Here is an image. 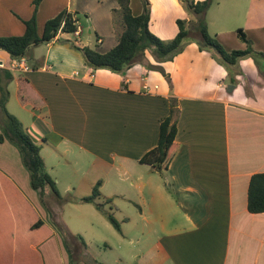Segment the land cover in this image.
<instances>
[{
	"label": "crops",
	"instance_id": "0c3cea01",
	"mask_svg": "<svg viewBox=\"0 0 264 264\" xmlns=\"http://www.w3.org/2000/svg\"><path fill=\"white\" fill-rule=\"evenodd\" d=\"M148 2L150 30L176 36L181 0ZM118 6L119 0H42L40 33L67 8L86 15L96 43L81 38V27L78 37L61 33V41L30 48V70L3 68L13 75L6 107L40 145L61 199L50 187L43 197L20 147L0 142V264H264V212L248 210L250 179L264 172V60L239 62L232 90L230 69L196 42L161 63L165 73L142 62L124 72L93 69L71 41L110 50L118 43ZM130 6L139 15L144 0ZM34 8V0H0V36L22 35ZM159 12L167 24H154ZM206 20L227 50L245 46L234 32L242 26L264 59V0H214ZM145 57L158 63L150 51ZM0 59L12 62L3 50ZM172 107L178 150L162 174L140 159L158 144ZM100 180L98 201L110 198L119 237L93 203L80 201ZM70 234L97 243L95 254L88 244L75 250ZM112 244L113 259L106 253Z\"/></svg>",
	"mask_w": 264,
	"mask_h": 264
},
{
	"label": "trees",
	"instance_id": "16d2710c",
	"mask_svg": "<svg viewBox=\"0 0 264 264\" xmlns=\"http://www.w3.org/2000/svg\"><path fill=\"white\" fill-rule=\"evenodd\" d=\"M41 1L34 0V14L31 19L25 21L26 29L22 35L0 36V50L7 52L12 60L20 56H27L30 48L34 46L61 41L59 34L74 33L79 26L77 16L79 12H72L64 8L45 22L43 32L40 33L36 12ZM181 2L194 14V19H178V32L170 40H163L150 30L151 7L148 0H144V10L139 15L133 14L130 0H119V6L112 9V23L118 37V43L114 47L106 52H100L89 45H79L76 40L71 41L72 46L82 53L85 63L93 69L105 67L114 72H124L133 64L142 62L148 69H157L165 73L161 63L182 52L188 42H196L201 50L212 52L221 63L230 69V80L232 83H236L234 67L238 66L239 59L253 53L260 55L263 53L254 49L251 39L242 28L237 30V34L241 40L248 44L246 49L227 50L216 36L210 34L206 13L214 0H181ZM146 51L152 53L157 64L145 62ZM256 60L259 63L258 58ZM12 78L10 70H0V124L3 125L4 130L3 133H0V142L6 138L15 142L20 147L24 162L31 171L33 187L39 189L43 197L46 194V188L50 187L59 201L61 194L55 180L47 172L40 145L32 140L21 121L6 107L10 95L8 82ZM176 112V108L172 107L171 114L160 122L158 144L140 159L141 163L151 165L162 174L178 150ZM101 183V180L98 181L92 194L81 198L80 201L93 203L120 231V221L112 211L105 207L106 203L111 202L110 198L106 202L98 201ZM248 210L252 213L264 212V172L253 174L250 179ZM41 223L38 221L33 227H38ZM74 239L75 250L84 246L85 242L81 236H76ZM71 264L79 263L73 260Z\"/></svg>",
	"mask_w": 264,
	"mask_h": 264
},
{
	"label": "rangeland",
	"instance_id": "374dc122",
	"mask_svg": "<svg viewBox=\"0 0 264 264\" xmlns=\"http://www.w3.org/2000/svg\"><path fill=\"white\" fill-rule=\"evenodd\" d=\"M151 7V6H150ZM212 8H214V7H212ZM181 10H182V12H183V14H182V16H180L179 17V19H186V20H193L194 19V14L188 9V7H186L185 5H181ZM151 12H152V8H151ZM160 13V14H159ZM158 13V15L156 16V19H155V21H153L154 22V24L156 25V26H159V25H161V23L162 24H167L168 23V16H167V14L166 13H161V12H159ZM77 16H78V18H79V21H78V24H79V26L78 27H82L83 28V35L81 36V38H84V39H88V35H91V39H92V42L93 43H96V40L98 39L97 38V36H96V33L95 32H93V33H89V26H88V24H87V22H86V15L85 14H83V13H78L77 14ZM188 17H190V18H188ZM156 22V23H155ZM239 23H243V22H239ZM239 28H242V29H244L242 26L241 27H239ZM238 28V29H239ZM238 29H235V31L234 32H236L237 33V30ZM74 34V33H73ZM75 35V34H74ZM76 36V35H75ZM160 37V36H159ZM175 36H173V37H171V38H162V37H160L161 39H163V40H170V39H172V38H174ZM241 40V39H240ZM242 42H244L243 40H241ZM245 43V46L243 47V48H240V49H246L247 48V46H248V44L246 43V42H244ZM258 58V61H262V60H264L262 57H261V55L260 54H252V55H248V56H244V57H242V58H240L239 59V61L238 62H241V61H243V60H251V62H255V63H257V59ZM240 67V66H239ZM232 82H231V80H230V77L228 78V84H230V85H232L231 84ZM106 202V201H105ZM122 203V202H121ZM123 205V204H122ZM105 207H106V209H108V210H110V211H112L111 209H114V207H112V205L110 204V203H106L105 204ZM113 212V214H114V211H112ZM107 223H108V230L110 231V233L111 234H113V235H115V236H117V237H119V231L112 225V223L108 220V221H106ZM76 236L78 237V236H80V234H70V243L72 244V246H74V241H75V239L74 238H76ZM84 240V239H83ZM85 242V241H84ZM88 244V243H87ZM86 244V242H85V244H84V246H86L87 245ZM88 246H90V250H91V252L93 253V254H95V251H96V249H98V246H97V243H95V242H93V243H89L88 244ZM101 247L102 248H105V245H101ZM112 248L113 249H111V250H107L106 251V253L108 254V256L111 258V259H113L114 258V256H113V253L117 250V248H116V246H114V244H112ZM99 258V257H98Z\"/></svg>",
	"mask_w": 264,
	"mask_h": 264
},
{
	"label": "built area",
	"instance_id": "2783aa9c",
	"mask_svg": "<svg viewBox=\"0 0 264 264\" xmlns=\"http://www.w3.org/2000/svg\"><path fill=\"white\" fill-rule=\"evenodd\" d=\"M80 32H81V28L78 27L77 30L74 32L76 37L80 35ZM3 68H9L12 70L24 71V72L30 70V66L28 64V60L26 56H20L18 58H15L14 60H12L10 66H7L5 61L0 59V69H3Z\"/></svg>",
	"mask_w": 264,
	"mask_h": 264
},
{
	"label": "water",
	"instance_id": "95a60500",
	"mask_svg": "<svg viewBox=\"0 0 264 264\" xmlns=\"http://www.w3.org/2000/svg\"><path fill=\"white\" fill-rule=\"evenodd\" d=\"M234 88V85H229L228 89L232 90Z\"/></svg>",
	"mask_w": 264,
	"mask_h": 264
}]
</instances>
